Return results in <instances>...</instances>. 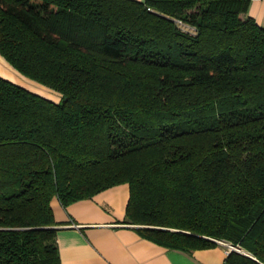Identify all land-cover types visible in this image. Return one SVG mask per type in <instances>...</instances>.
<instances>
[{
	"label": "trees",
	"instance_id": "obj_1",
	"mask_svg": "<svg viewBox=\"0 0 264 264\" xmlns=\"http://www.w3.org/2000/svg\"><path fill=\"white\" fill-rule=\"evenodd\" d=\"M252 0H0V264H60L51 201L127 185L126 224L264 264V28ZM170 229V230H168Z\"/></svg>",
	"mask_w": 264,
	"mask_h": 264
},
{
	"label": "crops",
	"instance_id": "obj_2",
	"mask_svg": "<svg viewBox=\"0 0 264 264\" xmlns=\"http://www.w3.org/2000/svg\"><path fill=\"white\" fill-rule=\"evenodd\" d=\"M245 15L264 28V0H252ZM0 77L31 91L36 89L34 82L19 74L1 55ZM127 200V185L110 188L66 208L53 199L60 264L224 263L228 249L219 242L216 247L191 253L155 244L139 231L145 227L124 223Z\"/></svg>",
	"mask_w": 264,
	"mask_h": 264
},
{
	"label": "rangeland",
	"instance_id": "obj_3",
	"mask_svg": "<svg viewBox=\"0 0 264 264\" xmlns=\"http://www.w3.org/2000/svg\"><path fill=\"white\" fill-rule=\"evenodd\" d=\"M35 87H36V89L33 90L34 92L41 93V94L47 92L46 89H44L42 86H40V85L37 84V83H35ZM47 94H48V97H50V98L57 97V96H56L57 94L54 93V92H51V91H50V92L48 91ZM168 230H170V229H168ZM219 243L224 244V245H228V243L223 242V241H219ZM225 248H226V246H225ZM226 249H228V248H226Z\"/></svg>",
	"mask_w": 264,
	"mask_h": 264
},
{
	"label": "water",
	"instance_id": "obj_4",
	"mask_svg": "<svg viewBox=\"0 0 264 264\" xmlns=\"http://www.w3.org/2000/svg\"><path fill=\"white\" fill-rule=\"evenodd\" d=\"M54 229L56 228L54 227ZM225 246L228 248V252H227L228 254L231 252H236V253L244 254L247 256V254L243 250H241L238 246H234L231 244L225 245Z\"/></svg>",
	"mask_w": 264,
	"mask_h": 264
},
{
	"label": "built area",
	"instance_id": "obj_5",
	"mask_svg": "<svg viewBox=\"0 0 264 264\" xmlns=\"http://www.w3.org/2000/svg\"><path fill=\"white\" fill-rule=\"evenodd\" d=\"M224 245V244H223ZM225 246V245H224Z\"/></svg>",
	"mask_w": 264,
	"mask_h": 264
}]
</instances>
